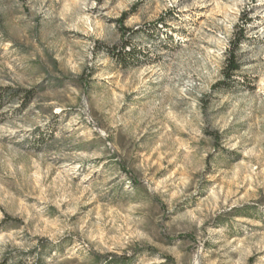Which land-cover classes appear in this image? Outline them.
<instances>
[{"label": "rangeland", "instance_id": "374dc122", "mask_svg": "<svg viewBox=\"0 0 264 264\" xmlns=\"http://www.w3.org/2000/svg\"><path fill=\"white\" fill-rule=\"evenodd\" d=\"M0 100V264H264V0H0Z\"/></svg>", "mask_w": 264, "mask_h": 264}, {"label": "trees", "instance_id": "16d2710c", "mask_svg": "<svg viewBox=\"0 0 264 264\" xmlns=\"http://www.w3.org/2000/svg\"><path fill=\"white\" fill-rule=\"evenodd\" d=\"M128 17V13H124L122 18L120 19V22L123 23ZM122 29L125 31H127V29H125L124 27H122ZM244 40L243 38H236L235 41L232 43V48L229 51V57L227 59V68H226V77L228 79L232 78L233 74H235L236 72H238L240 70V64L237 60L236 57V50L238 49V47L241 45L242 41ZM129 43H126L123 47V54L121 55V62H126L127 60L130 62H134V60H136L137 58V50L136 49H132L129 48ZM24 99H23V103L22 106L23 107H27L29 104H31L34 99V92L32 91H28L25 93L24 95ZM2 100H0L1 102ZM96 260H97V264H124L126 262H128L126 260V258L124 257H119L116 255H112V254H106V255H96Z\"/></svg>", "mask_w": 264, "mask_h": 264}]
</instances>
